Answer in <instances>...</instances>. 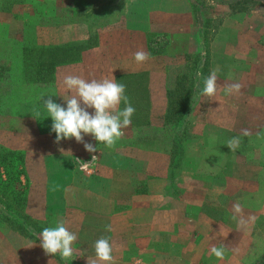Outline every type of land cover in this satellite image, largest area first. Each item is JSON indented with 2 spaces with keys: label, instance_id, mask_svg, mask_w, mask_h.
<instances>
[{
  "label": "crops",
  "instance_id": "1",
  "mask_svg": "<svg viewBox=\"0 0 264 264\" xmlns=\"http://www.w3.org/2000/svg\"><path fill=\"white\" fill-rule=\"evenodd\" d=\"M195 2L126 0L121 5V0H0V10L10 8L19 21L32 24L33 46L50 51L40 58L50 65L47 77L32 82L29 93L33 97L24 99L21 110L32 111L34 107L35 111L38 104L43 105L42 100L48 97L40 101L41 94H55L53 101L64 106L61 81L67 74L86 80L113 76L125 85V94L136 109L131 124L122 129L124 135L112 149L90 134L84 135V141L97 147L93 153L75 138L55 142L56 134L50 131L52 120L46 117L43 106L42 120L26 114L24 120L10 124L9 132L16 136L5 146L22 151L27 158L48 156L55 170L61 168L59 160L64 159V173L72 178L75 174L84 176L82 168L85 174L111 175L118 190L121 173L128 175L130 185L134 174L144 176L145 181H136L139 186L132 183L124 204L144 203L159 208L155 216L156 220L161 217L162 224L168 213L176 217L165 220L161 228L162 237L175 242L161 249L160 264H216L218 259L210 248L221 243L225 254L218 264H249L246 253L253 235L259 233L264 239V227L260 226L264 223V8L257 7V0H220V4L208 0L210 9L217 11L208 15L211 23L206 27L207 23L200 21L201 6L197 3L196 7ZM216 15L219 20L214 22ZM14 34L17 37V31ZM161 37L166 54L157 51ZM141 49L150 53V58L138 64L133 53ZM190 57L197 60V65L189 72ZM24 61L29 62V57ZM213 70L217 92L211 97L201 95L203 79ZM232 83L242 85L238 94L224 92V87ZM119 107H124L123 102ZM8 109V99H0L1 116H8ZM170 109L185 113L172 124L167 119ZM0 121L3 128L5 124ZM175 126L179 137L171 128ZM246 127L257 131L243 136ZM237 136L242 141L240 149L230 151L226 141ZM29 142H40L42 146L29 153ZM179 155L180 165L173 180L175 164L171 158ZM83 163L90 164L84 168ZM172 183L175 188L171 189ZM236 191L244 196L247 191L255 192L258 209L244 210L245 219L254 220L238 230L232 228L229 217L212 213V208L219 212L232 208ZM213 192L216 198H212ZM190 194L193 199L186 200ZM243 195L238 200L242 210L247 207ZM113 196L120 199L119 195ZM111 204L120 206V201L112 200ZM83 207L72 203L66 214L82 215L86 213ZM112 211V217L121 213L120 209ZM152 216L132 217L130 222L135 229L142 226L136 221L145 223L149 230L146 236H160L150 230L152 226L149 229ZM7 231L0 232L2 239H8L7 246L14 248L17 242H24L20 233ZM185 239L191 240L186 243ZM202 240L205 246L200 245ZM144 263L152 264L147 260Z\"/></svg>",
  "mask_w": 264,
  "mask_h": 264
},
{
  "label": "rangeland",
  "instance_id": "2",
  "mask_svg": "<svg viewBox=\"0 0 264 264\" xmlns=\"http://www.w3.org/2000/svg\"><path fill=\"white\" fill-rule=\"evenodd\" d=\"M125 1L126 0H121V5H123ZM215 1L220 4V0H214V2ZM223 1L224 0H222V2ZM237 1L240 2V0H234L235 3H237ZM257 1L258 3L261 2L260 0ZM263 1L264 0H262V2ZM207 2L208 0H197L195 6L197 7V3L200 4V14L202 13L200 21L201 23H207L206 27H209L211 22L208 15L217 10L214 9L213 11L210 9V5ZM260 4L261 3H259L257 7L264 8V5H262L263 3ZM238 6L241 5L238 4ZM214 8L220 7L216 6ZM33 17L43 19V16ZM213 20L214 22L219 20L218 16L216 15ZM28 24L19 21L18 16L12 14L10 8H2L0 10L1 59H13L16 57L15 54L21 58L22 54H18L19 49L22 48L21 46H25L33 41L32 24ZM16 31L18 34L17 37L16 34H14ZM163 39V37L159 39L158 42H162V45L157 47V51L166 54V43H163ZM190 59L192 58H189L192 67H189V72L190 69L197 65V60L194 61ZM202 68L205 69L204 66H202ZM23 95L28 97V93H23ZM4 98L3 96L0 99L2 100ZM22 103L23 102H16L14 107L20 108ZM42 106L43 105L38 104L35 111L34 107L30 108L32 111L20 109L16 117L9 115L3 117L0 114V119H2L5 124L3 128L0 126V232L1 230L6 232L7 229H11V231L20 233L19 236L22 238L19 239L24 241L17 242L13 248L6 245L8 239H2L0 237V264H86L87 257H95L93 244L102 236L108 237L113 247L112 255L114 257V264H128V262H130V264H146L144 260L152 264H160L161 249L166 246H171L170 243L175 242V240H170V238L166 239L162 237L164 232H162L161 228L163 224H165V220L174 219L176 217L168 213V215L163 216L162 224L160 222L161 217L159 216L156 220L155 216L159 208L144 203L134 206L124 204L127 198L130 197V187L132 183L139 186L140 183L136 181H145L144 176L134 174L130 185L128 175L121 173L120 189L118 190V184L112 182L111 175H109V177H104L102 175L85 174L86 171L82 168L84 176L75 174L72 178L64 173V159L59 160L60 165L58 167L61 168L55 170L51 167L53 159L51 160L48 156L41 157L34 155L27 158L22 151L18 152L17 150H13L16 152V154H13L11 153L12 149L5 146L6 143L12 142L16 136L9 132L12 130V128H9L10 124L15 120H24L26 118L24 116H27L26 114L31 115L33 118L36 116L38 119L40 118L42 120L43 112L40 111ZM44 110L46 111L45 108ZM175 120V117L169 119L172 124L175 123ZM20 125L25 126L26 124L24 125L23 122H20ZM168 125L172 126L169 123ZM5 127L7 128L5 129ZM176 127L177 126L171 128L175 130L176 137H179L181 134ZM244 129H247L250 135H253L254 132L257 131V129L253 127H246L243 128V130ZM180 139L178 141H180ZM28 145L30 146L29 153H33L34 150L42 146V143L39 142V144H37V142H29ZM238 149H240V147ZM171 160L172 163L175 164L172 169V177L174 180V173L176 174L177 172L176 167L180 165V155L176 156V158L172 157ZM119 177L120 175L115 178L118 179ZM70 183H74L75 186H69ZM68 186L69 188L67 189ZM170 186H172L171 189L175 188L173 183ZM139 193H142V191L138 192V194ZM254 193L253 191H247L244 196L241 191L234 192V203H237L238 200L241 199V195H243L244 202L247 203V207L242 210L244 218H246L244 210L256 211L257 209L256 195ZM114 194L119 195L120 199L117 196H115V199L113 196ZM213 197H215V192L212 193V198ZM158 198H161L160 194H158ZM185 199L192 200L193 195H187ZM220 199L221 198H218L217 200ZM112 200H115V203L119 200L120 206L115 205L112 207ZM72 203L83 205L86 213L79 216L76 213L71 214V212L66 214V212H68L67 210H69L68 206L72 207ZM217 206L220 205L216 203L215 208H218ZM114 209H120L121 213L112 217V210ZM214 211V208H212V213H214L215 217H229L228 221L232 228L236 230L241 229L238 220L232 219L233 207L226 211ZM148 214L153 215L151 217L153 221L148 223L149 229L152 226L150 230L159 233L160 236H154L152 238L146 236V234H149V230L144 227L145 223H138L136 221L137 224L142 226L135 229V225L130 222L133 219L132 217L136 219ZM66 216L67 221H65V226L69 231L77 235V239L72 245L74 251L73 259L71 260L61 259L59 254L54 256L46 254L40 246L39 241V233L44 227H54L56 222L60 220L64 221ZM108 225L111 226L112 231L106 230V226ZM169 225L174 227L176 223H169ZM260 226L264 227V223ZM190 240L191 239H185V242L188 243ZM200 245L205 246L203 240ZM221 245L222 243L218 245V247ZM249 248L250 249L246 253L248 256L246 261L249 264H264V253L260 255V253L264 251V239H262L259 233H256L255 236L253 235ZM218 261L216 264H218Z\"/></svg>",
  "mask_w": 264,
  "mask_h": 264
},
{
  "label": "clouds",
  "instance_id": "3",
  "mask_svg": "<svg viewBox=\"0 0 264 264\" xmlns=\"http://www.w3.org/2000/svg\"><path fill=\"white\" fill-rule=\"evenodd\" d=\"M150 58V53L138 50L133 53V59L138 63H144ZM64 94L60 97L65 102L64 106L56 103L51 98L55 94H41L43 107L46 109V117H51L52 123L50 131L54 132L55 142L61 139L75 138L76 142L82 143L89 153L97 151L91 143L84 141V135L90 134L94 140L103 143L106 148H114L116 142L124 135L122 129L131 124V117L136 111L129 97L125 94V85L118 83L112 76L111 79L86 80L80 75L67 74L62 78ZM242 85L240 83L228 84L224 87L226 94H238ZM217 92V75L213 70L203 79V87L200 94L204 96H214ZM123 102L124 107L119 105ZM88 109L93 111L90 113ZM243 136H249L247 129L242 130ZM239 136L232 137L226 141L230 151L237 150L241 145ZM96 156L92 157L94 160ZM90 163H83L87 168ZM232 219L238 220L241 227H247L254 217L245 219L242 215V206L237 202L233 204ZM107 231H112L111 226H106ZM77 235L68 230L65 222L60 220L54 227H44L39 233L40 246L46 254L52 256L59 254L63 260L73 259V242ZM95 257H87L86 264H114L112 255L113 247L109 238L102 236L93 244ZM210 253L217 259H223L225 248L223 245H213Z\"/></svg>",
  "mask_w": 264,
  "mask_h": 264
},
{
  "label": "trees",
  "instance_id": "4",
  "mask_svg": "<svg viewBox=\"0 0 264 264\" xmlns=\"http://www.w3.org/2000/svg\"><path fill=\"white\" fill-rule=\"evenodd\" d=\"M21 47L18 51V54H22L21 58L17 54H15L16 57L13 59L4 60L0 58V96L3 95L8 99L9 109L7 113L12 117H16L20 110V108L14 107L16 102H23L26 98L23 93H28V97H33L29 93L32 88V82L44 81L50 70V65L40 59L45 57V54H50L49 49L37 48L31 43ZM27 57H29V62L24 61ZM35 57H38V61H32ZM25 89L26 91L24 92ZM171 97L170 102L172 100ZM183 112L184 110L170 109L167 119L172 117L178 119ZM3 113H6V110ZM11 153L16 154L13 150H11Z\"/></svg>",
  "mask_w": 264,
  "mask_h": 264
}]
</instances>
